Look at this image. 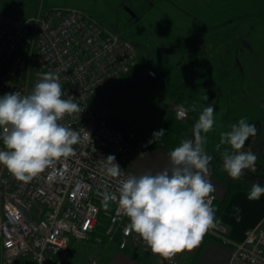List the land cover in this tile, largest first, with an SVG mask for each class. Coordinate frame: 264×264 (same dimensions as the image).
<instances>
[{"label":"built area","instance_id":"1","mask_svg":"<svg viewBox=\"0 0 264 264\" xmlns=\"http://www.w3.org/2000/svg\"><path fill=\"white\" fill-rule=\"evenodd\" d=\"M139 56L134 42L78 8L40 10L29 18L0 10V96L16 91L30 94L39 74L52 72L59 74L62 98L72 97L84 108L61 121L80 132L74 153L39 178L18 181L0 165V264H65L73 245L89 240L119 250L135 246L160 257L137 234L126 232L129 220L115 202L103 209L99 195L105 183L116 192L120 179L139 176L130 170V162L152 147L150 138L113 125L110 110L99 111L95 104L100 90L129 72ZM143 73L156 77L151 66ZM181 111L185 116H179ZM176 113L179 118L188 116L183 107ZM108 155L116 157L123 177L113 179L102 171ZM218 221L209 232L231 245L234 257L264 264L263 227L249 229L242 240H234L228 226ZM90 262L96 264L97 259ZM163 262L179 264L180 258L176 254Z\"/></svg>","mask_w":264,"mask_h":264},{"label":"clouds","instance_id":"2","mask_svg":"<svg viewBox=\"0 0 264 264\" xmlns=\"http://www.w3.org/2000/svg\"><path fill=\"white\" fill-rule=\"evenodd\" d=\"M39 77L30 94L16 91L0 96V141L3 144L0 165L25 183L39 178L58 161L71 156L74 145L81 141L80 132L61 121L66 116L81 113L84 108L72 97L62 98L58 73H40ZM192 111H196L195 104ZM214 111L212 104L203 108L192 129V138L182 140L168 153L169 167L156 174L128 175L119 180L116 192L109 191L110 186L105 183L103 191L99 192L103 209L107 211L110 203L115 202L129 220L126 232L137 234L153 255L164 260L170 261L176 254L197 247L205 234L219 223L217 209L212 206L216 189L209 179L213 157L205 148L207 134L215 124ZM179 116H185V112L181 111ZM165 131L163 128L155 131L148 143L159 141ZM256 134L257 128L246 118H240L230 130L220 133L217 151L221 145L226 146L221 153L222 166L231 179H242L246 170L257 171V155L243 150L249 137ZM103 160L102 171L107 177L124 176L114 155ZM261 195H264V187L252 184L248 199L258 200ZM234 211L239 213L240 210L235 208Z\"/></svg>","mask_w":264,"mask_h":264},{"label":"rangeland","instance_id":"3","mask_svg":"<svg viewBox=\"0 0 264 264\" xmlns=\"http://www.w3.org/2000/svg\"><path fill=\"white\" fill-rule=\"evenodd\" d=\"M253 2V0H0V10L15 14L19 18H29L40 10L44 13L52 8H78L91 15L108 30L118 32L134 42L147 59L145 68L151 66L157 71L166 65L171 66L172 73L169 72V77L164 74L165 81L162 85L150 80L149 85L122 108L110 111V118H118L120 121L118 126L122 128L124 123L128 125V129L143 128L153 131L162 119L166 118L165 115L179 107H183L188 113L186 118H181L183 122L188 128L194 127L199 113L206 107V30L214 29L207 27L206 21L216 23L226 16L220 18L215 14H222L225 9L226 14L230 15L235 7L241 6L243 12L250 14L255 11L250 7ZM246 18L251 21L257 17L251 15ZM262 29L259 34H264V27ZM243 30L244 33L249 32V27L244 26ZM222 31L234 34V29L230 26L223 28ZM210 44L214 45L215 42ZM259 45L258 49L264 46V43L260 42ZM118 81L119 78L109 82L95 97L99 111L107 108L105 106L107 95L114 89L118 91ZM167 82L185 86L191 98H186L181 105L173 98L171 101L166 92ZM194 104L195 112L192 111ZM214 109L216 120L213 130L228 131L233 123L238 122L217 121V117L225 113L231 117L235 110L234 106L231 112L224 111L225 106ZM254 116L255 113L249 112L245 118L251 119ZM107 248L108 244L98 245L93 240L75 243L71 257L65 264H90L93 258H96V264H99ZM20 262H23V259Z\"/></svg>","mask_w":264,"mask_h":264},{"label":"crops","instance_id":"4","mask_svg":"<svg viewBox=\"0 0 264 264\" xmlns=\"http://www.w3.org/2000/svg\"><path fill=\"white\" fill-rule=\"evenodd\" d=\"M253 1L250 7L255 11L250 14L243 12L241 6L235 7L230 15L226 14L225 9L222 14H215L220 18L226 16L216 23L206 21L207 27H214L206 30V96L208 97L206 107L209 104L215 108L225 106L226 112H231V108L235 107L231 117L225 113L217 117L218 122L239 121L249 112L255 113L254 117L246 120L257 128V134L249 137L243 149L251 150L257 155V171L252 173L246 170L240 180L231 179L223 170L221 153L226 146L221 145L217 151L220 133L223 130H213L207 134L208 142L205 148L213 157L210 162L209 179L216 189L214 192L217 197L214 204V208L217 209L216 217L228 226L229 236L234 240H242L249 229L264 228V195L258 200L248 199L252 184L259 183L264 187V138H262L264 46L261 45L262 47L258 49L259 43H264V34H259L264 27V0ZM261 3L263 4L260 5ZM251 15L257 18L248 21L246 17ZM228 26L234 29L233 35L228 34L230 31L228 33L222 31ZM244 26L249 27V32L244 33ZM210 32L212 34H209ZM214 42V45L210 44ZM170 100L172 101V98ZM163 121L164 119L153 131L138 129L139 134L152 135L160 129ZM216 128L218 129L219 126ZM192 129L193 127L188 128L182 140L192 138ZM169 152L170 150L164 147H151L130 162V170L139 175L163 171L170 166ZM235 208H239V213L234 211ZM178 256L179 264H248L234 257L232 246L222 242L210 232L205 234L197 247L178 253ZM99 264H164V262L161 257L149 256L139 247L130 246L126 250H119L115 246H110L105 250V255Z\"/></svg>","mask_w":264,"mask_h":264},{"label":"trees","instance_id":"5","mask_svg":"<svg viewBox=\"0 0 264 264\" xmlns=\"http://www.w3.org/2000/svg\"><path fill=\"white\" fill-rule=\"evenodd\" d=\"M146 60L147 59L145 55L140 54L138 60L131 66L129 72L119 78L117 84L118 91L114 89L112 93L107 95L105 106L110 111H115L122 108L129 100L133 99L141 90H143V88L149 85L150 80H152L153 83L162 85L165 81L163 79L164 74L166 73V76H168L169 72L172 73V67L166 65L162 69H158L156 71V77L150 79L143 73V70L146 66ZM168 77L166 78L167 80L169 79ZM166 92L171 98L175 99L178 105L184 104V100L186 98H191L186 87L181 85L180 83L167 82ZM110 122L113 125H120V121L118 118H110ZM122 126L123 129H128L127 124L123 123ZM161 128L166 130L165 135L156 143H152V147H164L170 151L173 150L176 146H179L188 130L187 125L181 118L178 117L175 110H171L168 113L160 129ZM136 131L139 133L138 130ZM146 137L153 139V135H148Z\"/></svg>","mask_w":264,"mask_h":264}]
</instances>
